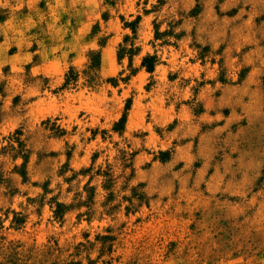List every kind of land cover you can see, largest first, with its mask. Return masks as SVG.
Instances as JSON below:
<instances>
[{"label":"rangeland","instance_id":"374dc122","mask_svg":"<svg viewBox=\"0 0 264 264\" xmlns=\"http://www.w3.org/2000/svg\"><path fill=\"white\" fill-rule=\"evenodd\" d=\"M0 264H264V0H0Z\"/></svg>","mask_w":264,"mask_h":264},{"label":"trees","instance_id":"16d2710c","mask_svg":"<svg viewBox=\"0 0 264 264\" xmlns=\"http://www.w3.org/2000/svg\"><path fill=\"white\" fill-rule=\"evenodd\" d=\"M121 53L122 54L124 53L123 50H121ZM153 64L154 63H153L152 58L148 57V58H145L143 60L142 66H144L149 72H151L153 70V67H154ZM71 75H72V71L69 72V75L67 76L65 85H68V84H70L71 81L75 80L74 78L71 77ZM124 121H125V118L123 117L120 121V124L124 123ZM118 127H119L118 124H116L115 128H118ZM60 207H61V205H57V211Z\"/></svg>","mask_w":264,"mask_h":264}]
</instances>
